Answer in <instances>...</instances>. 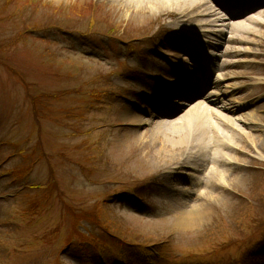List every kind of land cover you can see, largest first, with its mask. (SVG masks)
<instances>
[{"label": "rangeland", "instance_id": "obj_1", "mask_svg": "<svg viewBox=\"0 0 264 264\" xmlns=\"http://www.w3.org/2000/svg\"><path fill=\"white\" fill-rule=\"evenodd\" d=\"M144 1L152 7L121 0H0V264H80V250L65 245L79 237L71 219L94 209L101 226L80 229L89 235L81 245L87 264H148L142 251L148 246L161 251L158 264H264V245L246 248L264 224V156L223 175L226 192L204 186L191 169L178 170L175 180L177 163L158 155L151 140L155 116L143 114L139 130L120 118L155 103L157 88L174 86L169 64H177L174 31L183 24L165 16L159 0ZM159 34V41L146 37ZM138 40H149L140 46L145 51L129 53L128 43ZM260 50L248 66L228 71L248 80L233 75L222 90L243 88L234 100L250 104L236 114L255 112L264 140V45ZM180 111L174 118L188 113ZM24 168L23 180L11 176ZM37 204L44 213L30 225L24 211ZM62 221L47 251L34 242ZM227 230L236 231L240 243L222 253L216 243ZM99 247L105 262L96 255Z\"/></svg>", "mask_w": 264, "mask_h": 264}, {"label": "bare ground", "instance_id": "obj_2", "mask_svg": "<svg viewBox=\"0 0 264 264\" xmlns=\"http://www.w3.org/2000/svg\"><path fill=\"white\" fill-rule=\"evenodd\" d=\"M125 6L129 2L134 4L143 3L144 0H121ZM148 1V0H145ZM144 1V2H145ZM151 1V0H150ZM260 8L255 11V14L246 16L244 19H249L242 23H227V21L239 20L240 16L232 15L221 18L220 14L216 12L211 5L210 0H159L166 11L177 10L181 15L195 24L199 28L208 26L212 29L220 28V23H227L224 26L230 28L232 31L229 36L228 32L223 30H203L202 33L207 38L208 35L216 37L207 42L213 50H222L223 59H242L236 64L233 62H224L218 64L212 53L206 55L207 62H200L198 66H194L192 61L185 56L183 64L178 63L186 71L189 68L195 67L204 72V68L208 67L209 73L212 67L211 75L215 79H211V83L203 84V88L198 91L187 89V78L182 75V72L176 69L179 79L175 82L173 90H160V100L157 105H164L165 110L169 104L171 106L187 107V115L180 118H173V114L162 112L159 110L157 120H153L152 125V142L154 147H158V155L163 156L170 164L177 163L178 169H191L194 173L201 174L202 181L206 187L220 188L223 192L227 188L222 185L221 178L223 175L229 174V171H241L245 168V163H253L255 156L263 158L264 140L262 139L263 131L257 127L254 122V113L238 115L236 109L245 108L248 104L244 101L234 100L238 91L242 88L237 86L230 87L231 93L226 91H213V89H220L224 82L232 80L233 75L237 79L248 80L235 72H228L230 70L236 71L242 69L245 65L248 66L250 59L261 55L260 50L264 45V3L262 0L258 1ZM263 3V4H262ZM146 2L142 5L138 4V9L151 8ZM241 15V13H238ZM247 14V13H244ZM251 23V24H249ZM253 23V24H252ZM199 33V32H198ZM200 36V34H199ZM194 40H198V36L193 35ZM188 55V54H187ZM189 62V63H188ZM211 64V65H210ZM222 72L216 74V72ZM190 78V77H189ZM248 88V87H247ZM187 90L186 95H189L191 102H177L174 100L170 103L172 97L182 94L183 90ZM228 89V88H226ZM243 89V88H242ZM241 93L244 90H240ZM173 100V99H172ZM234 104L238 106L232 107ZM158 106V107H159ZM220 106L222 112H217L214 107ZM139 113L136 110L127 109L122 115L121 120L132 128V130H139L144 126L143 114L150 115L152 112L145 109ZM171 111L178 112L176 109ZM246 126V128H245ZM255 127V128H254ZM257 128V129H256ZM257 130V131H256ZM224 167V171H219L220 167ZM175 169L172 167L170 171ZM176 173V174H175ZM175 180H180L181 177L177 173Z\"/></svg>", "mask_w": 264, "mask_h": 264}]
</instances>
